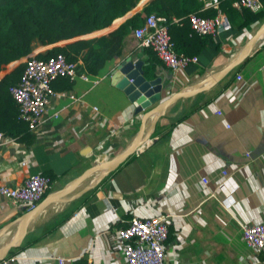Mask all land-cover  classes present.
<instances>
[{
    "label": "crops",
    "instance_id": "0c3cea01",
    "mask_svg": "<svg viewBox=\"0 0 264 264\" xmlns=\"http://www.w3.org/2000/svg\"><path fill=\"white\" fill-rule=\"evenodd\" d=\"M202 1L203 11L215 10L209 18L225 15L230 27L192 38L189 50L194 53L187 55L195 62L187 69L173 71L152 49L141 45L137 28L132 29L100 75L85 68L87 49L78 55L76 60L91 79H99L97 83L56 80L54 88L60 94L52 97L44 122L17 137L6 135L0 143L1 180L19 185L29 175L46 174L53 184L44 198L58 196L28 222L27 232L19 237L33 209L0 195V251L16 239L19 245L9 254L17 257L13 264H128L115 235L134 216L166 218L170 264H264V251L253 253L243 238V226L264 223V34L240 65L209 89L177 100L155 126L156 116L144 118L148 109L136 113L134 103L112 83L117 64L127 58L143 61L149 78L161 79L163 101L232 63L261 28L264 17L248 14L245 25L247 15L235 5L237 0L231 4ZM149 2L140 0L111 25L85 35L54 44L35 39L28 56L1 70L0 84L32 55L79 39L112 38ZM143 124L144 144L125 163L103 178L97 172L74 184L96 164L125 151Z\"/></svg>",
    "mask_w": 264,
    "mask_h": 264
},
{
    "label": "trees",
    "instance_id": "16d2710c",
    "mask_svg": "<svg viewBox=\"0 0 264 264\" xmlns=\"http://www.w3.org/2000/svg\"><path fill=\"white\" fill-rule=\"evenodd\" d=\"M231 4L234 0H221ZM264 3V0H262ZM140 0H0V72L5 65L28 56L32 52L33 41L54 44L69 40L95 30L105 28L119 17L135 8ZM202 0H150L141 12L125 22L112 38L79 39L65 46H56L45 54L46 58L64 53L68 59L76 60L85 49V68L92 75H100L102 66L119 53L120 40L130 30L141 26L148 15L155 13L168 19L170 33L180 53L193 54L189 43L206 36L193 31L189 22L191 14L208 17L215 13L203 11ZM247 15L244 24L249 22L248 14L255 19L264 17V9L254 13L244 8ZM178 19V22L175 21ZM182 24V25H181ZM180 33V36L177 35ZM20 64L12 74L4 77L0 84V130L6 135L17 137L30 128L19 118V109L10 93V86L17 84L24 70ZM147 72H149L147 70ZM71 82L61 77L57 80ZM56 82V81H55ZM53 83V87L54 84Z\"/></svg>",
    "mask_w": 264,
    "mask_h": 264
},
{
    "label": "built area",
    "instance_id": "2783aa9c",
    "mask_svg": "<svg viewBox=\"0 0 264 264\" xmlns=\"http://www.w3.org/2000/svg\"><path fill=\"white\" fill-rule=\"evenodd\" d=\"M235 5L257 13L264 9L262 0H237ZM189 22L193 31L203 36L215 33L217 27H230L228 18L222 14L215 18L191 14ZM135 36L142 46L152 49L175 72L183 71L195 62L194 57L176 50L165 16L155 13L148 15L145 24L135 30ZM61 77L70 81L78 78L95 83L99 81L98 78L91 79V74L82 62L70 60L64 53L46 58L36 54L26 59L20 80L10 86V93L18 105L19 118L31 130H36L44 122L52 97L60 94L53 87V83ZM94 109L98 110V107ZM5 138L6 133L0 130V143ZM204 181L208 182L206 179ZM52 184L53 178L42 173L29 175L19 185H10L0 179V195L17 206L31 210L43 200ZM169 235L170 227L163 216H134L125 220V225L117 230L115 244L122 248L128 264H170L166 249ZM243 238L253 253L263 252L264 223L243 226ZM16 259L15 255H8L0 264H13ZM59 262L63 263L64 259L60 258ZM78 264L91 263L80 261Z\"/></svg>",
    "mask_w": 264,
    "mask_h": 264
},
{
    "label": "water",
    "instance_id": "95a60500",
    "mask_svg": "<svg viewBox=\"0 0 264 264\" xmlns=\"http://www.w3.org/2000/svg\"><path fill=\"white\" fill-rule=\"evenodd\" d=\"M263 34L264 23L232 63L216 72L210 79H207L206 81L200 83H196L192 87H188L186 89L178 91L171 95L168 99H165L163 101H161L163 90L162 81L159 77L153 79L149 78L148 72L143 68V61L135 62L133 59L127 58L126 60H123L121 63L117 64L111 73L112 83L122 89L129 97L131 102L134 103L136 107V113H140L148 109V111L145 113L144 118L147 119L151 116H156L154 121L155 126V123H157L159 118L164 115L166 110L177 100L195 96L198 93L209 89L230 71H232L235 67L240 65L243 60L248 55H250L256 45L261 42ZM144 131L145 124L142 125L138 137L129 147L126 148L125 151H123L120 155L110 161L96 164L93 168L80 176L74 182V184H79L86 181L91 175L97 172H102L101 178L114 172L120 165L125 163L131 155L135 154L138 149L143 146L145 136ZM149 137L150 134L148 135V138ZM95 185L97 184H92L90 187H93ZM57 199V194L48 195L43 199L42 202L37 205L36 208L30 211L25 217L26 220L24 221L18 233L19 237H22L27 232L26 230L28 222L33 219L37 213L45 209L48 205L57 201ZM18 245L19 242H17L16 239L7 243L0 251V261L6 258L11 253L12 249L17 247Z\"/></svg>",
    "mask_w": 264,
    "mask_h": 264
},
{
    "label": "bare ground",
    "instance_id": "6f19581e",
    "mask_svg": "<svg viewBox=\"0 0 264 264\" xmlns=\"http://www.w3.org/2000/svg\"><path fill=\"white\" fill-rule=\"evenodd\" d=\"M223 56V55H222ZM223 58V57H222ZM222 62V61H221ZM79 194V193H78ZM16 233V232H15ZM13 234V233H12ZM11 235V234H10ZM7 240V239H6ZM5 246V245H4ZM2 249V248H1Z\"/></svg>",
    "mask_w": 264,
    "mask_h": 264
}]
</instances>
